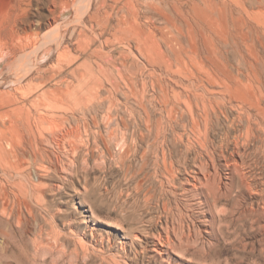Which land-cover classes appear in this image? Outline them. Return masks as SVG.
<instances>
[{"label":"rangeland","instance_id":"374dc122","mask_svg":"<svg viewBox=\"0 0 264 264\" xmlns=\"http://www.w3.org/2000/svg\"><path fill=\"white\" fill-rule=\"evenodd\" d=\"M206 1L142 0L141 7L144 12L150 10L149 14L154 13L153 26L157 29L165 28L171 32L180 29L182 35L179 42L188 51L191 48L197 50L196 56L207 62L206 65L234 70L244 66L243 69L252 72L258 69L260 79L264 81V0ZM40 14L49 15L46 3L41 6ZM71 14L68 12L62 20ZM126 17L130 20L129 15ZM142 21L147 23L145 18ZM48 31L44 29L41 33L44 44L50 41L45 38ZM69 41L70 47L78 50L76 40ZM57 42L52 40L49 42L51 45H47L55 48ZM110 49L111 45L107 46L105 53ZM76 50L73 54L78 59L64 67L62 75L48 80L41 87L38 82L33 87V93L25 98L29 101L41 100L45 98L43 93H47L46 90H57L69 82L79 88V69L76 72L73 70L85 60L88 62L81 69L91 67L98 76L99 68L94 63L103 61L97 57L88 59L89 55ZM128 50L124 46L119 47L114 56L118 58L120 52L125 51L120 59L125 64H119L121 70L125 76L136 73L135 82L142 85L143 81L150 80L147 72L152 70V66L148 64L146 68L143 64L146 61ZM57 53L51 52L45 61L39 60L36 71L40 73L51 64H58ZM0 58V82L5 83L0 89L6 90L12 82H24L21 78L28 74L29 69L16 75L15 67L10 68V61ZM107 66L110 67V63ZM109 72L108 75H111ZM15 75L22 77L16 80ZM104 82L99 95L94 96L96 100L109 95L104 87L108 88L110 84ZM249 91L252 90L240 88L241 95ZM82 94L83 91H79L77 96ZM234 94L239 95L237 91ZM63 96L68 101L67 96ZM118 96L123 99V94ZM80 98L85 100V96ZM148 107L152 111L151 121L153 119L150 128L140 117L136 118L139 121L133 117L129 120L125 115L126 123L120 124V131L116 127L114 130V123L107 127L104 125L103 108L94 114L99 127L89 114L85 117L76 113L64 129L48 133L47 140L42 143L44 148L39 143L38 156L28 152L16 161V168L8 173L0 168V264H264V213L259 215L258 211V221H252L254 214L249 209L264 198V143L254 140L253 145L247 146L246 154L253 168L258 165L255 170L259 173L258 180L262 181V184L258 182L259 193L254 192L255 196L249 192L239 194L236 191L239 180L236 175L232 178L219 151L212 148L213 153L210 154L203 150L202 155L197 150L186 152L184 146L174 145L171 129L167 131V146L162 145L164 131L161 114L155 107L151 108L149 104ZM141 113L145 116L143 110ZM223 124L227 127L226 122ZM176 127V130L182 129L181 125ZM219 130L220 125H216V142ZM125 135L129 137L128 143L125 142ZM133 138L139 145L136 151ZM229 151L225 154L229 155ZM155 153H158L157 156ZM260 168L262 172H259ZM209 169L213 175L217 170V180L222 177L226 181L229 174L230 181L233 179L230 183L234 182V196L213 202L211 191L205 190L201 194L189 188L187 180L197 179L204 171L210 172ZM167 233L177 239V248H188V252L174 250L165 255L157 253L154 249L156 240L159 241L161 235ZM183 242L185 245H182Z\"/></svg>","mask_w":264,"mask_h":264},{"label":"bare ground","instance_id":"6f19581e","mask_svg":"<svg viewBox=\"0 0 264 264\" xmlns=\"http://www.w3.org/2000/svg\"><path fill=\"white\" fill-rule=\"evenodd\" d=\"M206 2L212 3V0ZM45 3L49 15L40 14L41 6ZM141 5L142 0H0V56L4 61H10V68L15 67L16 75L22 74L27 68L29 69V76L24 74V77L21 76L22 78L16 75L14 77L16 80L21 78L24 82L20 84L16 83L18 81L12 82L6 90L0 89V168L3 172L8 173L9 170L16 168V161L21 160L24 155H28V152L33 156H38L39 143H44L48 133H54V129L62 127L64 129L65 124L68 125L67 122H70V117L75 116L76 113H82L85 117L89 114L96 126L99 127L97 116L94 114L103 108L102 122L106 127L114 123L113 125L116 126L113 128H119L120 131V124L126 123L125 115H127L129 120L131 117L133 119L140 117L150 128V122L153 119L151 121L152 111L149 110V104L151 108L155 107L154 109H157L161 114L164 131L162 145L167 146L169 140L167 131L171 129L174 145L184 146L186 152L197 150L202 155L203 150L210 154L213 153L212 148L213 151H219L232 178L236 175L239 180L236 191L239 194L249 192L251 196L254 195V192L258 194L260 180H258L259 173L256 172L257 169L255 170L258 165L253 168L254 166L249 163L250 160H247L246 154L247 146L254 143V140L264 143V81L260 79V71L257 72V69L256 72H252L243 69L244 66L242 69L234 70L206 65L207 62L196 56L197 50L191 48L188 51L186 46L179 42V37L182 35L180 29L175 27V32L166 31L165 28L157 29L153 26L154 13L149 14L150 10L142 11ZM68 12H72V14L62 20ZM127 15L130 16V20L126 17ZM143 18L147 23L142 21ZM44 29H49L45 38L50 41L58 40L57 44H54L55 48L48 47L47 44L50 41L47 44L43 43L41 33ZM73 39L78 43V50L90 56L88 59L97 57L103 61L94 63L99 68V75L97 76L91 67L81 69L88 62L85 60L82 65L73 70L76 72L79 69V88L69 82L65 87H59L57 90L47 88V93H43L45 98L41 100L29 101L26 99L25 96L33 93V87L37 86L38 82V86L41 87L46 85L48 80H55L56 76H60L64 67L70 66L78 59V56L73 54L77 48L75 49L74 46L71 48L67 43ZM51 43L49 44L51 45ZM110 45V52L105 53L106 47ZM123 46L129 49L132 55L136 57L140 55L146 61L143 63L146 68L148 64L152 66V70L149 69V73L147 72L150 80H145L142 85H139L135 82L136 73L133 72L131 76L124 75L119 64L125 65L124 60H120L125 51H121L118 58L114 56L115 51ZM54 51L58 52L56 58L58 64L53 62L55 65L51 64L52 66L50 65L49 68L40 73L37 72L35 68L39 60L45 61L46 57ZM201 55L203 56V54ZM109 63L113 68L107 66ZM156 67L158 69H155ZM108 71L111 75H108ZM104 81L110 84V87H104L105 92L109 95H104L96 100L94 96L99 95L102 88L101 83L105 84ZM94 83L97 86L93 85ZM4 84L0 82V87ZM85 86H87V90H84ZM241 87L250 88L252 91L241 95ZM79 91H83V94L77 96ZM234 91H237L239 95H235ZM43 94L41 95L44 96ZM119 94H123L121 96L123 99L118 96ZM63 95L67 96L68 101ZM84 96L85 100L80 98ZM141 110L145 116H142ZM85 119L87 120V118ZM141 122L139 123L141 124ZM223 122H226L227 127ZM176 125H181L182 129L176 130ZM216 125H220L218 142L215 141ZM159 127L161 126L159 125ZM112 132L114 133V131ZM109 137H112L111 134ZM124 138L128 143L129 137ZM134 139L136 151L139 145ZM158 140L161 139L158 138ZM173 143H171L172 147ZM50 144L52 145V143ZM162 145L160 146L162 147ZM42 147L44 148L43 144ZM227 150H230L229 155L225 154ZM134 153L136 154V152ZM163 154L165 156V151ZM143 155L144 160L145 153ZM252 163L255 162L252 161ZM261 164L259 166L262 168ZM216 171L214 170L215 175L211 170V173L204 171V174H200L199 178L187 180L189 188L193 192L201 194L205 193V190L211 191L213 202L234 196V182L230 183L233 179L231 178L230 181L228 174L226 181L222 177L217 180L218 173L216 175ZM220 176L222 175L220 174ZM208 194L210 195V193ZM204 202L202 203L204 204ZM257 203L256 206L253 204L252 208L248 205L254 214L252 221H258L259 216L256 215L258 211L259 215L264 213V198ZM237 204L240 203L237 202ZM216 205L217 203H215ZM224 208L222 211L226 210ZM181 225L183 226V223ZM172 236L168 233L162 234L160 239L158 238L159 241L156 240L155 251L161 255L170 254L174 250L188 252V248L182 250L177 248L175 245L177 239L175 240ZM180 240L182 241V239ZM184 242L182 245H185ZM178 243L181 245L180 242Z\"/></svg>","mask_w":264,"mask_h":264}]
</instances>
